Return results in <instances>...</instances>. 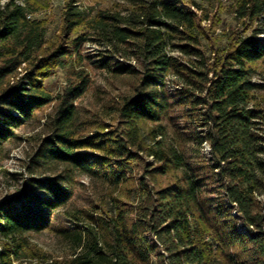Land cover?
<instances>
[{"label":"trees","instance_id":"obj_1","mask_svg":"<svg viewBox=\"0 0 264 264\" xmlns=\"http://www.w3.org/2000/svg\"><path fill=\"white\" fill-rule=\"evenodd\" d=\"M233 1L221 44L196 0H64L53 39L36 0H0V147L55 105L33 159L49 174L0 199V264L46 258L29 238L46 229L71 252L44 264H264V0ZM87 59L127 85L114 122L81 117ZM78 175L103 192L54 227Z\"/></svg>","mask_w":264,"mask_h":264},{"label":"rangeland","instance_id":"obj_2","mask_svg":"<svg viewBox=\"0 0 264 264\" xmlns=\"http://www.w3.org/2000/svg\"><path fill=\"white\" fill-rule=\"evenodd\" d=\"M97 5H106L110 2L120 0H90ZM184 2L190 0H183ZM203 8L204 12L214 16V23L207 28L213 31L214 36L223 44L225 37L223 33L229 32L232 28H237V22L231 13L233 0H196ZM38 9L34 15L38 18L46 19L48 39H53L58 34L60 24V10L64 0H36ZM249 29L247 30V32ZM95 47L86 43L83 45V53L91 54ZM85 68L90 75V83L87 89L77 96L75 103L78 106L81 117L86 119L105 120L114 122L115 114H109L105 104L113 97L127 90L121 80H116L108 75L104 70L94 67L86 60ZM259 68L264 70V61ZM69 72L60 68L51 76L44 79L43 83L53 96L60 94L64 86L68 85ZM255 78H258L256 75ZM53 103L44 106L35 113V116L24 126L16 129L18 138L5 142L0 147V199L10 198L22 194L26 191L30 183V176L47 175L49 172L36 169L33 162L35 151L40 138L49 132L50 116L54 114ZM107 111V112H106ZM85 116V117H84ZM93 126H86V131L92 130ZM205 149V147H204ZM60 169V167H59ZM58 169V170H59ZM74 194L69 204L60 209L53 216L54 227L69 225L70 217L66 214V208H75L90 205L103 192L102 187L95 180L84 175L75 177ZM30 241L38 252L45 257H26L15 260L14 264H44V260L49 258H61L68 256L71 252L69 243L62 239L55 229H46L38 233L29 234Z\"/></svg>","mask_w":264,"mask_h":264}]
</instances>
